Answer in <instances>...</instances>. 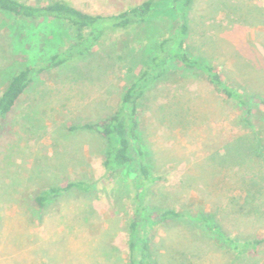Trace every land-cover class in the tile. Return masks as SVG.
Wrapping results in <instances>:
<instances>
[{
  "label": "rangeland",
  "instance_id": "374dc122",
  "mask_svg": "<svg viewBox=\"0 0 264 264\" xmlns=\"http://www.w3.org/2000/svg\"><path fill=\"white\" fill-rule=\"evenodd\" d=\"M60 1L106 16L144 0ZM170 8L157 3L143 25L110 32L88 55L34 76L0 120V264H128L131 193L125 178L132 171L108 174L103 140L80 127L118 108L127 86L155 55L156 42L168 33ZM183 14L191 57L215 66L223 79L264 94V0H192ZM72 41L63 21L26 20L0 10V94L17 71L63 53ZM168 70V78L146 92L136 115L145 159L161 179L148 205L151 211L220 214L221 205L227 211L230 200L247 195L239 179L256 175L261 165L249 160L248 152L257 147L252 131L239 122L247 109L264 158V106L257 99L234 106L204 76L175 63ZM74 180L92 181L94 189L71 190L42 209L31 206L43 188ZM260 181L255 193L264 210ZM243 215L237 222L226 218L225 230L264 235V218ZM150 261L264 264V246L256 255H237L201 227L169 223L152 238Z\"/></svg>",
  "mask_w": 264,
  "mask_h": 264
},
{
  "label": "trees",
  "instance_id": "16d2710c",
  "mask_svg": "<svg viewBox=\"0 0 264 264\" xmlns=\"http://www.w3.org/2000/svg\"><path fill=\"white\" fill-rule=\"evenodd\" d=\"M191 2L192 0H144L119 13L104 16L83 12L60 0H50L46 4L36 6L19 0H0L1 11L26 20L63 21L73 35V41L63 53L52 55L45 62L34 67L23 68L11 77L0 94V120L11 112L17 100L32 83L34 76L46 70L58 68L72 58L88 55L110 32L126 31L143 25L154 15L157 3L171 6L168 33L158 39L155 55L150 58L136 79L127 86L118 108L110 116L80 127L95 132L103 140L102 164L108 174L120 175L124 168H127V175L132 171V174L125 178L128 180L126 183L131 193V217L127 228L128 264H151L150 242L156 231L169 223L201 227L237 255H256L264 246V235L231 234L224 228V222L228 217L233 221L236 220L235 222L241 220L240 214L241 216L244 214V217L251 216L252 219L264 218V210L261 209L263 205L255 193L259 191L261 184V181L259 184L257 181L264 179L263 147L258 133L253 129L250 109L245 111L239 122L252 131V141L257 147L254 153L248 152L252 157L248 159L256 158V161H261V165L255 173L257 176L252 175L239 179L240 186L247 192L245 198L243 197L240 202L235 199L230 200L227 204V211L226 206L221 207V205L218 208L219 211L221 210L220 214L216 212L200 216L192 215L187 211H179L173 207L151 211L148 205V199L161 179L154 174L145 159L136 133V115L146 92L158 81L168 78L170 63L204 76L217 94L234 106L246 107L251 99H257L264 106V94L256 90L248 91L246 85L240 87V85L223 79L215 66L197 60L186 52L185 39L188 25L183 9ZM93 189L94 182L87 180L51 185L43 188L33 197L31 206L42 209L71 190L90 193ZM246 208L247 210L244 211ZM232 214L234 218L230 216Z\"/></svg>",
  "mask_w": 264,
  "mask_h": 264
}]
</instances>
